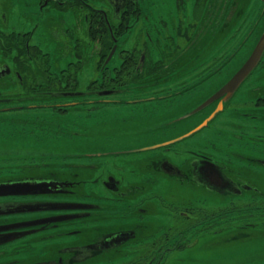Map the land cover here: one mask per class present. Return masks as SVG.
<instances>
[{"label":"flooded vegetation","instance_id":"flooded-vegetation-1","mask_svg":"<svg viewBox=\"0 0 264 264\" xmlns=\"http://www.w3.org/2000/svg\"><path fill=\"white\" fill-rule=\"evenodd\" d=\"M243 1L0 0L1 121L38 140L72 139L84 133L77 124L74 128L65 123L69 117L90 118L91 132L106 130L103 120L112 127L131 121L124 133L105 135L103 143L109 145L174 138L200 117L176 121L203 98L199 79L221 74V67L252 33L255 23L240 45L228 48L223 39L243 14ZM88 67L93 76L83 88L79 83ZM245 79L222 101H233L240 109H264V54ZM247 119L246 125L230 122L245 133L230 145L240 147L232 155L251 163L256 156L244 157L238 151L264 156V133L258 134L261 127ZM208 138L193 134L143 152L95 151L90 162L78 158L70 164L64 159L52 168L40 161L42 181L67 184L56 189L59 193L0 200L14 207L21 202L82 207L16 215V221L76 215L29 229L43 227L36 232L43 233L38 238L86 233L91 238L85 243L62 249L69 250L73 260L89 263L114 253L106 264H177L178 252L174 253L187 247L180 243L182 236L221 234L230 221L237 232L253 230L257 220L264 222V166L226 163L224 150L216 157L205 154L201 147ZM207 162L220 169L223 180L218 187L206 182ZM68 165L92 174L76 173L75 180L57 174ZM208 195L225 206L213 211ZM90 220L93 226L88 230ZM41 264L70 262L59 256Z\"/></svg>","mask_w":264,"mask_h":264},{"label":"rangeland","instance_id":"rangeland-1","mask_svg":"<svg viewBox=\"0 0 264 264\" xmlns=\"http://www.w3.org/2000/svg\"><path fill=\"white\" fill-rule=\"evenodd\" d=\"M242 4L245 6L243 7V14L240 15V19L236 23L235 27L226 32V35L223 39L226 40V46L228 45V48L240 45L246 31H248L252 24L255 23L252 33L249 34L247 40L244 41L238 48L235 55L224 66L221 67L220 70L223 71L221 74H216V76L212 78L205 77L204 79H199V84L204 85L203 88H201L200 85V92L203 93L205 97L207 96L203 100L209 98L220 88L222 79H224L225 76L230 75L238 68L241 60L246 57L249 52H251L255 43V39L264 33V15H262L264 13V5L258 0H246L243 1ZM7 16L8 21L10 22L11 14L7 12ZM228 48L226 52L227 54L230 53ZM92 76V68L88 67V71L82 77L79 86L84 88L88 81L91 80ZM232 102L229 104L226 103V107H224V109L221 111H218L217 116L209 120V123L202 127L200 131L195 134V136L206 135L210 137L208 138L205 145L201 147L205 154H209L211 156L214 155L216 157L217 154H220V151L224 150L222 154L225 155L224 158L226 159V163L230 162V164L245 165L247 167L248 165H257L254 162L249 163L245 159L240 160L231 154V152L240 149V147H237L234 144L230 145L231 140L236 141L238 138H240L239 136L244 135L245 133L235 127V124H230V122L233 123V121H237L236 124L246 125L245 122H247L249 119H247L248 117H244L242 112L244 114L255 112L253 109L235 108ZM208 106V109H202L203 111L198 113L200 114V117L193 125L201 124L218 107H213V104L210 103L205 108ZM2 116L5 115L2 114ZM65 123L74 128L77 124V128L84 133L89 132L88 126L90 124L93 126V122L90 118H81V120H77V118L69 117L67 120H65ZM254 124L261 127L258 129L260 131L258 134H263L264 124H262L260 121ZM103 125L106 128L105 120H103ZM18 134L26 135L27 133L17 131L11 126V124L7 125L6 121H4V119L1 121L0 118V178H8L10 176L19 175L21 172L24 174H30L32 171H27L29 168L28 165H40V161L38 159L28 160L15 158L13 152L16 150L21 151L24 148V150H29V148L36 149L39 148V146L41 147V150H46L43 147V144L40 145L37 141H27L25 138L18 136ZM62 140L63 137L50 143L53 155H60L58 151L62 148V145L65 144V142H62ZM67 142H69L68 139ZM73 147L74 148L72 150H63V153L80 154L82 152H92V146L83 147V143L76 144V139H74ZM180 151L181 150H179L176 155L178 158L183 156ZM238 153H242L244 156L246 155L244 151H238ZM57 159L58 160L55 161L42 160V162L61 164L60 161L64 160H59L60 157H57ZM65 160L66 163L74 164L76 158L73 157L71 159L68 158ZM190 160L191 158L189 161ZM87 161L90 162V160ZM236 161L237 163H232ZM59 172L60 173H57L58 175H66L71 179L78 178L76 173L87 175L92 174L91 172L83 170L79 167L75 168L74 166L70 165L63 166V169ZM87 175L85 176L87 177ZM208 201L215 205V209H213V211L219 210L225 206L224 203H222L221 200L216 196L208 195ZM40 214L41 213H37L36 216H40ZM16 218L17 216L15 215L0 216V223ZM227 224L229 226L226 228V230L221 232V234L208 233L202 235L194 233L192 236H182V238H180V243L186 245L187 247L180 249L179 251L177 250L174 253V255H176L178 252L177 264H264V222L257 220V226H255L253 230L248 227L244 230H239L238 232L235 228H233L235 225L232 223V221L228 222ZM105 225L108 226V224ZM92 226V221H88L87 229L89 230ZM98 226H100V224ZM67 230L71 232L72 229L67 227ZM42 235L43 233L41 232L31 234L17 241L5 243L4 245L0 246V264H6L7 262L8 264H41L50 258H59V256L66 257L70 264H96L95 262L98 261L101 262V264H106V262L109 263L111 260H113L114 253H105L99 255V259L97 261L88 260L87 262L90 261L89 263H84L86 260L76 261L72 259V256L68 257V255L71 253L69 250L62 251L63 247L65 246L68 247L72 244L81 245L85 243L87 238L88 240L91 238L86 233L82 235L77 233H68L61 236L56 234V236L50 238H38ZM27 239H29L28 242Z\"/></svg>","mask_w":264,"mask_h":264},{"label":"water","instance_id":"water-1","mask_svg":"<svg viewBox=\"0 0 264 264\" xmlns=\"http://www.w3.org/2000/svg\"><path fill=\"white\" fill-rule=\"evenodd\" d=\"M261 1L264 4V0ZM248 54H249L248 58L243 62V64L239 68L236 69V72L223 86H220V88L206 100L203 99H205L207 96L205 97L203 95V98L194 107L190 108V110L184 113L183 115L176 117V121L183 122L186 121L185 119L189 117H194L198 115L199 112L208 109L209 106L207 108L205 107L210 103L213 104V107L218 106L217 109L201 124L199 125L195 124L190 127L188 126L185 129H180L179 134L176 137L171 138L167 141H163L161 143H150L146 141L140 144L130 143L129 145L126 146L120 144L109 145L107 143H103V141L106 138L105 135L107 134L113 135L115 133H124L126 131L125 128H127V126L131 123V121H129L127 124L114 125V127L110 125L108 126V124L106 123L105 126L107 129L104 131L91 132L92 129L91 126L90 129L88 130L89 132L82 133L79 136L73 134L72 139L66 138L62 140V142H65V144L62 145V148L58 151L60 154L59 156L53 155L51 151L50 143L54 141L44 140V139L36 140L27 136L18 135L20 137L25 138L27 141H37L39 142L40 145L43 144V147L46 150H41V147L39 146V148L36 149L29 148V150H24L25 149L24 148L21 151L16 150L13 152V154L15 158L28 159V160L38 159L39 161L42 160L55 161L58 160L57 157H60L59 160L68 159V158L71 159L73 157L76 159L80 158L82 160H88V159L96 158V156L93 155L95 151L110 152V151L121 150V151H129V152H136V151L143 152V151L153 150L161 146H165L186 139L191 135L196 134L198 131H200L202 127L206 126L209 123V120L217 116L218 111H221L222 109H224V107H226L225 104L227 103V101H222L223 96L224 95H227V97L231 96L234 90H236L240 86V84L249 74V72L258 64L262 55L264 54V33L260 35L255 46H253L251 52H249ZM253 114L256 116L255 118H251L252 113L247 114L246 117L250 118L254 123H256L257 121L264 122V109L256 110L255 112H253ZM111 127L113 129L109 130L108 128ZM86 133L89 134L87 135ZM67 139L69 140V142H67ZM74 139H76V144L83 143V147L92 146V150H91L92 152H87V153L82 152L80 154L63 153V150L65 151L72 150L74 148L73 147ZM244 157H255V160H253V162L258 166H264V156L246 154ZM50 164L51 165L49 166H51V168L55 166L52 163ZM44 166H48V165H44ZM205 166L206 167L204 168L205 169L204 175L206 178L208 176V178L206 179L207 184L215 187L220 186L223 177L220 174L219 167L210 162L208 164H205ZM37 167L39 166L38 165L29 166L31 170H29L28 168L27 171H32V173L30 174L19 173V175L10 176L8 178H0V199L7 197H15V196H33V195L43 196L48 194H57L60 192V191H56L58 187H61L62 184L67 185L65 182L62 184H58L54 182L42 181V177L38 175L39 170H37ZM32 175L35 176L30 177ZM75 188L76 186L73 187V189ZM15 203H19V202H15ZM14 206L15 204L12 202L0 200V216H12V215L16 216L18 214H29V213H38V212H46V211L54 212V211H61L66 209L74 210V209L82 208L74 203L63 204L61 202H36V203L21 202V205L17 207ZM72 218H77V217L76 215H56V216H49L35 220L16 221V219H12L10 221L1 222L0 245L12 242L24 236H28L36 233L37 231L43 230V227H40L39 229L29 230L31 227L34 228L36 226H42L47 223L60 222ZM20 230H24V231H20Z\"/></svg>","mask_w":264,"mask_h":264},{"label":"bare ground","instance_id":"bare-ground-1","mask_svg":"<svg viewBox=\"0 0 264 264\" xmlns=\"http://www.w3.org/2000/svg\"><path fill=\"white\" fill-rule=\"evenodd\" d=\"M245 80H246V79H245ZM245 80H244V81H245ZM241 84H242V83H241ZM241 84H240V86H241ZM240 86H239V87H240ZM29 197H30V196H29ZM33 198H35V196H34ZM36 198H37V197H36ZM19 215H20V214H19Z\"/></svg>","mask_w":264,"mask_h":264}]
</instances>
